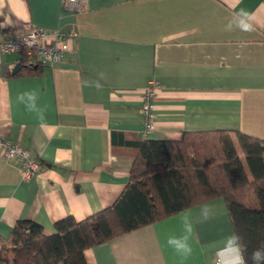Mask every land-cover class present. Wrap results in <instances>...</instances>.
Masks as SVG:
<instances>
[{"label": "crops", "instance_id": "1", "mask_svg": "<svg viewBox=\"0 0 264 264\" xmlns=\"http://www.w3.org/2000/svg\"><path fill=\"white\" fill-rule=\"evenodd\" d=\"M33 27L66 36L67 51L33 73L20 53L0 52V138L39 163L23 178L22 164L0 147V240L21 219L52 233L66 216L112 205L138 141L217 129L264 139V0H86L79 11L63 0H0V41ZM25 93L34 99L21 100ZM233 237L217 197L84 254L87 264H240Z\"/></svg>", "mask_w": 264, "mask_h": 264}, {"label": "trees", "instance_id": "2", "mask_svg": "<svg viewBox=\"0 0 264 264\" xmlns=\"http://www.w3.org/2000/svg\"><path fill=\"white\" fill-rule=\"evenodd\" d=\"M31 73L42 64L25 57ZM217 129L134 144L129 181L114 203L84 219L66 216L45 233L18 220L0 240V264H87L85 250L186 208L221 197L244 264L264 251V139ZM264 264V261H261Z\"/></svg>", "mask_w": 264, "mask_h": 264}, {"label": "built area", "instance_id": "3", "mask_svg": "<svg viewBox=\"0 0 264 264\" xmlns=\"http://www.w3.org/2000/svg\"><path fill=\"white\" fill-rule=\"evenodd\" d=\"M64 5L72 10L82 9L86 0H63ZM69 37H75L71 32ZM63 34L57 31H49L42 27H33L27 31L16 33L8 39L0 41V52L20 53L42 65L52 66L60 62L67 51ZM156 83L149 81L143 91L142 112L145 114V129H153V109L155 100ZM0 147L6 158L19 161L23 166V178L34 176L39 170V163L33 159L27 150L0 138ZM215 264H222L221 261Z\"/></svg>", "mask_w": 264, "mask_h": 264}, {"label": "clouds", "instance_id": "4", "mask_svg": "<svg viewBox=\"0 0 264 264\" xmlns=\"http://www.w3.org/2000/svg\"><path fill=\"white\" fill-rule=\"evenodd\" d=\"M241 13L246 15V13H244L243 10H241ZM230 27V26H229ZM238 27L242 30V31H251L252 27L250 24L245 23L244 21H241L240 24L238 25ZM24 95H28L29 99H34V94H21V96L19 97L21 100H23ZM238 239V237H233V243H235V241ZM252 260H253V264H261V261H264V251L257 249L253 252L252 254ZM240 264H244L243 261V257L241 256L240 258Z\"/></svg>", "mask_w": 264, "mask_h": 264}, {"label": "water", "instance_id": "5", "mask_svg": "<svg viewBox=\"0 0 264 264\" xmlns=\"http://www.w3.org/2000/svg\"><path fill=\"white\" fill-rule=\"evenodd\" d=\"M19 69V64H16L12 70V73H15Z\"/></svg>", "mask_w": 264, "mask_h": 264}]
</instances>
